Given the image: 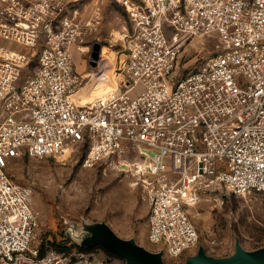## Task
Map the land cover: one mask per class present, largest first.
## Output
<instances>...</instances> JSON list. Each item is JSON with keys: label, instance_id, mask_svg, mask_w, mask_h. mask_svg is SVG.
I'll use <instances>...</instances> for the list:
<instances>
[{"label": "built area", "instance_id": "2783aa9c", "mask_svg": "<svg viewBox=\"0 0 264 264\" xmlns=\"http://www.w3.org/2000/svg\"><path fill=\"white\" fill-rule=\"evenodd\" d=\"M0 0V264H66L39 226L14 158L86 147L84 167L136 177L165 264L199 241L189 208L220 189L264 191V0H111L126 12L113 90L84 101L74 49L104 22L100 0ZM196 38L216 51L186 74Z\"/></svg>", "mask_w": 264, "mask_h": 264}, {"label": "rangeland", "instance_id": "374dc122", "mask_svg": "<svg viewBox=\"0 0 264 264\" xmlns=\"http://www.w3.org/2000/svg\"><path fill=\"white\" fill-rule=\"evenodd\" d=\"M86 3L88 17L96 6L94 0ZM98 5L103 24L77 39L73 52L77 69L86 77L80 93L90 100L113 90L119 63L125 59L122 37L129 27L120 5L111 0H100ZM96 42L101 50L93 65L91 51ZM216 42L193 39L180 54L177 73L186 74L203 57L214 54ZM85 151L81 147L56 158L25 155L12 159L8 171L26 189L38 215L33 245L48 243L46 253L54 250L66 264H138L129 259L131 245L160 252L148 236V201L137 178L109 165L84 167ZM189 211L199 241L177 264H185L200 248L210 256L229 257L237 242L248 251L264 247V191L245 195L226 189L208 192ZM66 237L70 241L61 249L57 241Z\"/></svg>", "mask_w": 264, "mask_h": 264}, {"label": "water", "instance_id": "95a60500", "mask_svg": "<svg viewBox=\"0 0 264 264\" xmlns=\"http://www.w3.org/2000/svg\"><path fill=\"white\" fill-rule=\"evenodd\" d=\"M101 44H93L91 51V61L95 65L100 56ZM125 244V243H124ZM132 254L129 256L131 262L138 264H165L161 252H150L137 246L129 247ZM185 264H264V247L248 251L239 242L236 244V251L229 257H214L206 253L204 248H200L197 254L187 257Z\"/></svg>", "mask_w": 264, "mask_h": 264}, {"label": "trees", "instance_id": "16d2710c", "mask_svg": "<svg viewBox=\"0 0 264 264\" xmlns=\"http://www.w3.org/2000/svg\"><path fill=\"white\" fill-rule=\"evenodd\" d=\"M63 240L64 241H60V242L57 241V246H59L61 249L66 248L67 243L70 241V239L68 237L64 238ZM47 245H48V243H45V242H43L41 244V255L46 254Z\"/></svg>", "mask_w": 264, "mask_h": 264}, {"label": "bare ground", "instance_id": "6f19581e", "mask_svg": "<svg viewBox=\"0 0 264 264\" xmlns=\"http://www.w3.org/2000/svg\"><path fill=\"white\" fill-rule=\"evenodd\" d=\"M101 81H102V80H101ZM102 83L105 85V82L102 81ZM94 94H95V93H94ZM92 95H93V93H92ZM88 96H89V95H88ZM88 96H86V97L84 98V101H88V100H90ZM92 98H93V97H92Z\"/></svg>", "mask_w": 264, "mask_h": 264}]
</instances>
